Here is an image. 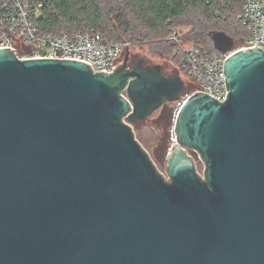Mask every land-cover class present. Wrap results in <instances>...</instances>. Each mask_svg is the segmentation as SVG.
I'll list each match as a JSON object with an SVG mask.
<instances>
[{"label":"water","instance_id":"water-1","mask_svg":"<svg viewBox=\"0 0 264 264\" xmlns=\"http://www.w3.org/2000/svg\"><path fill=\"white\" fill-rule=\"evenodd\" d=\"M127 59L95 74L0 49V264H264V51L227 60L225 101L182 107L166 176L133 125L186 85Z\"/></svg>","mask_w":264,"mask_h":264},{"label":"built area","instance_id":"built-area-1","mask_svg":"<svg viewBox=\"0 0 264 264\" xmlns=\"http://www.w3.org/2000/svg\"><path fill=\"white\" fill-rule=\"evenodd\" d=\"M242 11L238 23L247 36L236 42L227 52H209L202 44L191 42L187 49L180 46L181 66L177 73L187 79L186 90L175 101L171 117L170 140L176 144L175 123L182 107L196 94H205L225 101L228 90L225 64L234 54L251 49L264 51V0H241ZM44 4L33 0H0V49H9L21 60H70L90 66L93 73L110 74L123 64L130 43L108 41L104 35L93 31L45 32L40 26L44 17ZM183 37L171 31L169 42L180 43ZM189 154H191L189 152ZM194 158L201 159L192 152ZM202 164V163H201Z\"/></svg>","mask_w":264,"mask_h":264},{"label":"trees","instance_id":"trees-1","mask_svg":"<svg viewBox=\"0 0 264 264\" xmlns=\"http://www.w3.org/2000/svg\"><path fill=\"white\" fill-rule=\"evenodd\" d=\"M44 4L40 26L45 32L93 30L108 41L119 42L122 35L129 41L154 39L167 32L175 22L190 12H199L190 33V42L208 41L210 22L231 26L234 34L223 32L234 41L246 38V30L238 23L242 11L241 0H33ZM108 2V3H107ZM142 27L143 31H138ZM238 36L241 38L238 39ZM246 35V36H245ZM168 41V40H167ZM203 45V44H202ZM180 43H166V51L174 53ZM204 46V45H203ZM205 47V46H204ZM206 48V47H205ZM217 53L213 47L206 48ZM180 59L182 54H177ZM200 164V163H199ZM202 164L198 165L199 171Z\"/></svg>","mask_w":264,"mask_h":264},{"label":"rangeland","instance_id":"rangeland-1","mask_svg":"<svg viewBox=\"0 0 264 264\" xmlns=\"http://www.w3.org/2000/svg\"><path fill=\"white\" fill-rule=\"evenodd\" d=\"M108 3V2H107ZM202 19L203 16H200L199 12H190L186 16L180 18L175 22L171 31H178L181 33L183 40L180 42V45L187 49L191 42L190 33L193 30L194 22L196 19ZM143 31V28L140 27L138 31ZM223 31L226 33L234 34L231 26H227L222 22L212 21L210 22V33L208 36V41L204 40L201 43L206 48L213 47L216 52H219L211 39L213 33ZM171 34V32H170ZM246 36V35H245ZM170 37V35H169ZM168 34L167 32L163 33L160 36H157L154 39H148L144 41H129L130 46L126 49L123 58L125 59L126 55H130L133 58H143L147 65L157 64L161 65L162 69L169 75L177 74V69L180 68L181 59L180 57L172 52L170 49L166 51V43H168ZM238 39L241 37L238 36ZM128 38L124 35L120 37V41H126ZM183 80L187 82V79L183 77ZM175 101L170 102L165 106H162L160 109L152 113L146 120L133 125V130L137 140L147 151L151 159L153 160L157 169L166 176V164H167V154L169 149L172 147L170 140V129H171V117L175 108ZM192 154V152H190ZM201 164V163H200ZM197 163V166L200 165ZM199 171L203 172L204 166ZM198 168V167H197Z\"/></svg>","mask_w":264,"mask_h":264},{"label":"flooded vegetation","instance_id":"flooded-vegetation-1","mask_svg":"<svg viewBox=\"0 0 264 264\" xmlns=\"http://www.w3.org/2000/svg\"><path fill=\"white\" fill-rule=\"evenodd\" d=\"M139 59L137 58H133L132 56L128 55V59H127V65L129 68H133L137 63H138ZM163 70V69H162ZM163 73L166 75V76H170L169 74H167L165 72V70H163Z\"/></svg>","mask_w":264,"mask_h":264}]
</instances>
